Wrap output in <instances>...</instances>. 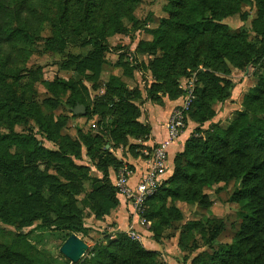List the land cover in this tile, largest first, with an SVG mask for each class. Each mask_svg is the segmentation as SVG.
<instances>
[{
    "label": "rangeland",
    "instance_id": "rangeland-1",
    "mask_svg": "<svg viewBox=\"0 0 264 264\" xmlns=\"http://www.w3.org/2000/svg\"><path fill=\"white\" fill-rule=\"evenodd\" d=\"M200 1L140 0L130 16L121 17L114 28L109 25L108 31H103L100 24H91L98 34L94 36L84 29H74L83 28L77 25L75 18L79 8H74V14L69 15V20H74L70 22L72 31L61 35V28L54 20L63 11L65 0H43L40 6H35L31 0H0V26L14 34L16 48L12 58L14 66L7 64L5 70L1 65L7 55L0 53V73L6 74L5 78H0V136L11 132L32 134L44 148L54 151L57 148L52 140L54 129L78 143L80 130L90 134L98 132L105 138L97 142L116 159L111 162L107 180L111 192L114 187L111 171H118L119 166L129 169L123 156L129 154L137 159L146 149L144 143L150 140V133L134 126L137 121L150 129L148 121L152 113L149 114L146 104L162 106L168 101H179L184 82L195 80L200 88L198 92L203 95L212 89L211 76H216L230 83L228 88L219 91L231 90V97L226 101L214 98L208 101V104L212 101L215 117L207 123L199 122L198 108L192 113L190 109L183 131L185 133L191 125L186 142L191 138L206 139L214 127L226 130L245 111V97L259 87L264 77V39L256 32L257 29L264 32V0H202L199 4ZM210 2L213 11L208 10ZM19 8H23L22 17ZM202 16L226 29L198 34L181 27L190 18ZM219 43L226 44L227 54L218 53ZM211 44L216 47L212 49ZM84 58H90L87 61L90 66H82ZM117 64L122 69L115 68ZM125 69L131 74L122 76ZM112 74L122 76L132 93H140V97L131 99L138 112H131L125 128L116 126L119 134L126 133L119 143H115L114 138L109 139L108 134L109 125L119 117L108 105V96L113 97V101L117 100L116 96L105 93ZM57 78L76 81L78 97L90 109L89 117L73 115L68 105L73 94L67 92L63 96L64 91L54 85ZM173 97L177 99L172 100ZM19 104L29 109L34 107L32 104L43 107L48 123L16 117L18 112L14 109ZM261 104L264 98L254 103V107ZM257 115L250 112V119H264V114ZM10 148L15 153L27 154L20 146ZM81 150L82 157L72 159L81 167L80 172L71 169L69 173L66 171L69 168L64 170L59 164L58 170L65 171L59 174L51 169L54 163L32 155H27V160L22 158V166L27 165L28 169L14 180L5 178L0 170V195L9 187L16 186L20 190L17 189L19 208L6 212L5 219L0 217V264H94L99 260L101 264H127V260L138 264H215L211 258L221 247L230 246L242 229L241 207L233 199L241 188L242 177L236 176L237 165L234 167L233 159L226 168L216 170L212 182L193 186V190L198 187L197 195L206 197L204 202L189 203L172 197L157 200L155 211L165 205L162 212L169 220L160 222V236L156 238L154 226L147 223L146 212L135 229L130 226L134 215L128 205L126 209L123 205L119 208V202L109 215L99 217L100 200L92 199V207L84 203L105 181L102 176L99 183L101 174L92 169L95 161L84 153V148ZM30 166L36 168V171L32 169L36 174L41 170L60 179L39 181L38 188L41 187L42 195L50 203L29 195L26 189L22 191L23 176L30 172ZM66 183H70L72 189H67ZM36 185L35 180L31 181V187L36 188ZM173 208L178 209L180 215ZM73 236L88 246L78 262L62 252ZM123 240L128 242L122 248L119 242ZM134 244L153 254L139 258L132 249ZM106 248H109L107 253Z\"/></svg>",
    "mask_w": 264,
    "mask_h": 264
},
{
    "label": "trees",
    "instance_id": "trees-1",
    "mask_svg": "<svg viewBox=\"0 0 264 264\" xmlns=\"http://www.w3.org/2000/svg\"><path fill=\"white\" fill-rule=\"evenodd\" d=\"M31 1L35 2V6H40L43 2V0ZM65 1L67 3H64V6H62L63 11L60 13V16L54 20V22L58 23L61 28L59 31L61 32V35H65L67 32L72 31V29H70V22L71 20H74H69V15L74 14V8H79V13L78 15H75V18L77 19V25L83 28L75 27L74 29H84L90 35L97 36L98 34L96 30L91 28V24L92 26L100 24L103 31H108L109 25L114 28L115 24L120 22L119 19L121 17L130 16L140 0H83L82 3L81 0ZM201 2L202 0L199 4H201ZM196 6L197 9L200 10V5L197 4ZM213 9V3L210 2L208 10L213 11ZM18 11L22 17L23 8H19ZM181 27L184 28L185 31L196 32L198 34L206 33L209 30L215 31L218 29H226L225 26L205 20L203 16L199 19L190 18L189 21L181 24ZM256 32L264 39V32L258 29ZM215 47L214 44H211L212 49ZM225 47V43H219L218 53L227 54ZM15 50L14 34L0 26V53L7 55V59L1 65L4 70L7 64L11 65V67L14 66V60H12V58L16 54ZM88 59L90 58H84L81 60L83 67L90 66L87 63ZM117 67L122 69V66H119V64L115 66V68ZM126 70L128 69H125V71L123 70L124 73H122V76L131 74L130 70L128 71L129 73H127ZM122 76L112 74L105 85V93L107 95L114 94L117 99L113 101V97L109 98L108 96V105L110 106L112 113L119 116L109 125L111 131L108 133L110 136L109 139L114 138L115 143H119L121 136L126 134L124 132H120L119 134L116 126L120 125V128H125L130 122L127 117L132 114L131 112L133 111L138 112V107L134 105L131 99L136 96V98L140 97L138 91L132 93L126 87ZM5 77V73H0V78L3 79ZM211 84L212 89L205 91L203 95H200L198 92L200 88L197 89V98L190 112H194L196 108L199 109L198 114L201 117L199 120L200 123H207L215 117V111L211 105L212 101L208 104V101L211 98L223 102L231 97V90L229 91L230 88L225 93L219 91L220 88L224 89L229 87L230 83L227 79L211 76ZM54 85H57L60 90L64 91L63 96L66 95L67 92L73 94V97H71L68 102V105L71 106V112L78 104H81L84 105L87 110V115L85 117L90 116L89 107L84 103L83 99L78 97L80 94L77 92L78 89L75 80L67 81L63 78H57ZM216 90L217 93H212ZM181 95L182 93L180 96ZM263 95L264 77L262 78L259 87L252 89L250 95L245 97V111L226 130L214 127L206 139L197 140L191 138V140L185 143L184 151L178 154L175 158L174 163L176 165L174 166L173 176L165 182L162 187H160L157 194L147 203L148 208L145 211V217L146 220L151 222L154 226L153 234L156 238L160 236V222L169 220L165 213L162 212V208L166 207L165 205H162L161 210L155 211L157 200H164L165 197H172L189 203H194L199 200L200 202H204L206 197L204 195H197L196 192L198 191V187H196V190H193V186L199 182L205 184L212 182L216 170L220 167L224 168L229 164V160L233 159L235 161V163H233L234 167L237 165L235 168L237 170L236 176L242 177L241 188L234 194L233 199L234 202L241 207L240 217L243 220V225L234 242L230 246L221 247L220 252L211 258V260L215 264H232L235 261L239 264H264V119H250V112H255L259 115L264 114V104H261L259 107H254V103L260 102L264 98ZM177 97L171 99L176 100ZM57 104L58 103H56L55 106ZM32 106L36 108L33 107L32 109H29L23 108L20 104L17 105L14 109L18 112L16 117L23 116V118L27 120L35 119V121L38 122L42 120L44 123H48L49 118L44 116L43 107H37L34 104H32ZM102 115H104V113H102ZM63 120H65V117ZM134 124L136 128L145 131L146 134H151V129L145 128L144 125L137 121ZM82 132L81 130L79 131L80 141L78 143V141L73 140L71 136L65 135L62 131L54 129L52 132V140L57 145V148L54 151L44 148V146L38 142L32 134H16L11 132L1 135L0 170L2 171L3 176L10 180H14L26 171L28 167L27 165L22 166L21 160L22 158L27 160V155H32L33 158H41L46 162L54 163L55 167H52L51 169L59 174H64V168H69L66 170L69 173L72 172L71 169L80 172L81 167H78L72 159L82 157L81 149L84 146L87 156L90 157L92 161H95L94 164L103 174V181H105V183L103 182V187L92 191L88 196L89 199L84 201V203L88 207H92L91 200L98 199L101 202V209L98 214L99 217L109 215L110 212L116 209L119 205L115 188L113 187V190L110 192L107 183L109 170L111 169V162H115L116 159L113 157L111 151L108 149L103 150L97 142V140L99 142L100 140H103L105 136L96 131H92L91 134ZM12 145L20 146L21 149L24 148V152L27 154L21 155L15 153L10 148ZM59 164L63 165L64 170H58L57 166H59ZM116 164L120 165L118 162H116ZM120 168L121 167L119 166L117 170ZM212 168L214 169V172L212 171ZM32 169H35L36 171V168L30 166V172H27L23 176V187L19 188H21L22 191L26 189L29 195H36L46 202L48 199L42 195L41 187L38 188L39 181L41 179H49L57 182L60 179L55 174H47L41 170H38L36 174ZM34 180L37 184L36 188L31 187V181ZM100 182L101 181H99V183ZM169 183H172V185L167 187ZM58 185L63 187V185ZM9 188L10 189L2 191L3 195H0V217L3 219L6 218V212H12L13 207H17V209L19 208L20 195L17 191L18 188L16 186ZM66 188L72 189V185L66 183ZM30 190L32 192H30ZM172 210L180 215L178 209L173 208ZM50 212L53 211L50 210ZM58 212L60 213L62 210ZM38 214L39 213H35L34 215ZM6 223L10 224L8 221H6ZM11 225H14V223H11ZM126 242L128 241L123 240L119 242V246L123 248ZM132 249L136 251V255L139 258L144 256L150 257L153 254L136 244L132 245ZM104 251L107 253L109 248H106ZM98 255L101 256V253H98ZM127 262V264H138L132 260H127ZM94 264H101V261L99 260ZM205 264L208 263L205 262Z\"/></svg>",
    "mask_w": 264,
    "mask_h": 264
},
{
    "label": "built area",
    "instance_id": "built-area-1",
    "mask_svg": "<svg viewBox=\"0 0 264 264\" xmlns=\"http://www.w3.org/2000/svg\"><path fill=\"white\" fill-rule=\"evenodd\" d=\"M182 97L178 105L174 108L168 123L169 137L163 143L147 147L142 151L146 168L135 186L131 185L130 178L132 172L128 167H121L115 177L114 188L118 198H123L125 204L132 210V215L141 219L147 210V203L154 197L160 187L164 185L172 176L168 166V148L171 143L178 141L184 133L188 120V113L192 109L197 98L198 86L196 81L191 79L182 85ZM149 224V222H147ZM133 230V229H132ZM132 236L136 237L133 233ZM136 240V239H135Z\"/></svg>",
    "mask_w": 264,
    "mask_h": 264
},
{
    "label": "crops",
    "instance_id": "crops-1",
    "mask_svg": "<svg viewBox=\"0 0 264 264\" xmlns=\"http://www.w3.org/2000/svg\"><path fill=\"white\" fill-rule=\"evenodd\" d=\"M178 101H168L164 103L162 106L156 105V106H149L146 104V108L149 110V114H153V116L150 115L148 124L150 125L151 129V137L150 140L146 144L145 148L151 147L158 143H163L168 140L169 137V131H168V121L170 119V116L174 110V108L178 105ZM85 118V116H82ZM191 131V125L187 128L186 132L180 137L178 141H175L174 143H171V145L168 148V166L170 168V174H174V162L175 158L178 154L182 153L185 148V142L186 138L189 135L188 133ZM84 146L82 147V149ZM84 153H86V149L84 148ZM83 155V154H82ZM123 160H125L126 163L130 166V171L132 172L130 182L132 186H135L137 182L139 181L141 175L144 173V169L146 168L145 160H143L142 156H139L137 159H134L131 155L127 154L126 156H123ZM92 169H95V171L99 174L98 179L101 181V178L103 174L98 170V168L93 164ZM119 170V169H118ZM110 171V170H109ZM118 171H111L112 178L115 181V177ZM120 202L119 208L123 205L126 209V204L123 198H118ZM134 222L131 223L130 226H133L135 229H137V224L139 223L140 218L138 216H134ZM150 224V222H149Z\"/></svg>",
    "mask_w": 264,
    "mask_h": 264
},
{
    "label": "water",
    "instance_id": "water-1",
    "mask_svg": "<svg viewBox=\"0 0 264 264\" xmlns=\"http://www.w3.org/2000/svg\"><path fill=\"white\" fill-rule=\"evenodd\" d=\"M72 113L75 116H86L87 110L84 105L78 104L74 109H72ZM72 245H75L78 247V249L81 251L79 255H75L71 250L70 247ZM88 246L81 241L77 237H71L70 240L66 243V245L62 248V252L73 262H78L80 258L84 256V254L87 252Z\"/></svg>",
    "mask_w": 264,
    "mask_h": 264
},
{
    "label": "bare ground",
    "instance_id": "bare-ground-1",
    "mask_svg": "<svg viewBox=\"0 0 264 264\" xmlns=\"http://www.w3.org/2000/svg\"><path fill=\"white\" fill-rule=\"evenodd\" d=\"M70 250H71L75 255H79L80 252H81V251L78 249V247L75 246V245H72V246L70 247Z\"/></svg>",
    "mask_w": 264,
    "mask_h": 264
}]
</instances>
